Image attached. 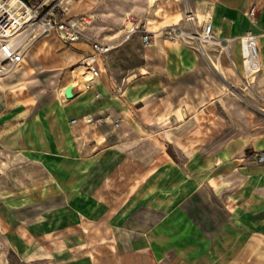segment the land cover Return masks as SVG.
I'll return each mask as SVG.
<instances>
[{"label": "crops", "instance_id": "1", "mask_svg": "<svg viewBox=\"0 0 264 264\" xmlns=\"http://www.w3.org/2000/svg\"><path fill=\"white\" fill-rule=\"evenodd\" d=\"M65 8L94 15L89 33L117 47L99 58L98 79L75 82L71 100L64 91L44 101L42 87L94 54L85 42L50 52L47 38L27 55L36 76L22 65L25 75L0 80L1 142L25 184L38 185V207L27 211L43 235L35 241L54 255L67 250L68 264H264V164L249 157L264 153V0H65ZM128 16L155 34L151 47L138 35L123 42ZM188 16L197 30L210 19L220 44L200 50L163 37L189 29ZM248 32L261 64L253 78L240 43Z\"/></svg>", "mask_w": 264, "mask_h": 264}, {"label": "built area", "instance_id": "2", "mask_svg": "<svg viewBox=\"0 0 264 264\" xmlns=\"http://www.w3.org/2000/svg\"><path fill=\"white\" fill-rule=\"evenodd\" d=\"M255 16L253 8L249 17L255 20ZM187 20L189 29L182 25L172 26L165 31L163 37L170 41L197 44L200 50H203V43L220 44L214 39L210 19L205 20L200 30L195 28L191 16ZM94 22L95 17L90 13L69 15L65 0H0V80L15 74L39 42L57 38L66 45L85 42L92 46L94 54L81 61L80 65L91 74L89 82H94L101 76L99 58L117 47L115 44L103 43L89 33ZM124 30L123 42L138 35L145 47H151L155 43V34L147 29L146 22L139 17L128 16ZM240 43L244 72L247 77L253 78L261 72L258 37L248 32ZM87 122L94 123L95 119L90 118ZM115 126L119 127L120 122L117 121ZM249 157L253 162L264 164L263 152H253Z\"/></svg>", "mask_w": 264, "mask_h": 264}, {"label": "rangeland", "instance_id": "3", "mask_svg": "<svg viewBox=\"0 0 264 264\" xmlns=\"http://www.w3.org/2000/svg\"><path fill=\"white\" fill-rule=\"evenodd\" d=\"M48 41L45 47L50 48H44L46 51L54 52L67 48L66 44L57 38H49ZM39 45L41 47L43 43ZM67 54L71 55L69 50ZM47 59L51 60L50 57L46 58L45 64H51V61ZM24 63L27 64L26 67H36L35 75L29 74L30 79L41 71V68H37V62L33 63L32 55H29ZM78 65L67 66L65 75L60 80L42 87L44 101L63 93L61 88L67 74ZM27 84L31 86L29 81ZM1 140L0 136V264H68L67 250L62 249L60 254L54 255L51 250L43 248L45 244L42 241H35L43 235H38L42 232H38L36 225H33L32 219L27 215V211L35 212L34 210L38 207L36 200L38 185L33 183L28 187L25 184L29 181L23 180L24 170L19 167V158L12 156ZM45 180L44 188L42 187L40 191L47 198L51 196L53 185L51 184L52 179L45 178ZM44 229L47 231L46 227Z\"/></svg>", "mask_w": 264, "mask_h": 264}, {"label": "bare ground", "instance_id": "4", "mask_svg": "<svg viewBox=\"0 0 264 264\" xmlns=\"http://www.w3.org/2000/svg\"><path fill=\"white\" fill-rule=\"evenodd\" d=\"M208 17V16H207ZM44 48H50V47H44ZM35 52V51H34ZM71 54V53H70ZM66 60H65V63L68 64L71 59H72V56L71 55H68L66 56ZM23 65L27 66V64L23 63ZM29 68V67H27ZM30 68H33V67H30ZM31 70V69H30ZM18 74H23L25 75L26 72L24 71V69H19L18 71ZM16 72V73H17ZM91 77V74L88 72V70L82 66V65H78L77 67H75L74 69H72L66 76L65 78V81H64V85L62 86L61 88V91L64 93L65 89H66V86H69V85H75V82L79 84V86H82L84 85V83L90 79ZM3 85V83H2Z\"/></svg>", "mask_w": 264, "mask_h": 264}, {"label": "water", "instance_id": "5", "mask_svg": "<svg viewBox=\"0 0 264 264\" xmlns=\"http://www.w3.org/2000/svg\"><path fill=\"white\" fill-rule=\"evenodd\" d=\"M74 89H75L74 85H70L65 89V96L67 99H73L76 96Z\"/></svg>", "mask_w": 264, "mask_h": 264}]
</instances>
